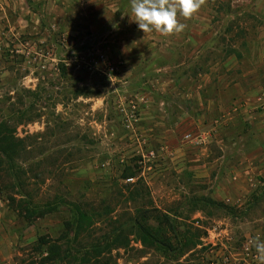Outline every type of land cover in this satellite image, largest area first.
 Segmentation results:
<instances>
[{"label":"rangeland","instance_id":"obj_1","mask_svg":"<svg viewBox=\"0 0 264 264\" xmlns=\"http://www.w3.org/2000/svg\"><path fill=\"white\" fill-rule=\"evenodd\" d=\"M130 16L131 0H0V119L27 110L29 121L9 119L26 138L24 189L91 207L81 241L154 209L160 242L126 225V244L86 264H261L264 0H202L171 35ZM1 178L0 264H47L34 243L62 234L69 213L26 223ZM74 256L55 264H81Z\"/></svg>","mask_w":264,"mask_h":264},{"label":"trees","instance_id":"obj_2","mask_svg":"<svg viewBox=\"0 0 264 264\" xmlns=\"http://www.w3.org/2000/svg\"><path fill=\"white\" fill-rule=\"evenodd\" d=\"M26 111L25 109L14 110L13 108L8 111V116H3L0 119V176L2 180L6 178L8 184L12 188H15L14 193L11 195L8 194L7 197L4 198L7 202V206L17 212L26 223L31 224L37 219H42L61 211L69 213V218H61L64 227L62 234L58 235L56 238H50L48 235L41 236L38 241L34 243L36 244V248L44 247V251L47 252V255L41 258L42 263L55 264L56 262L65 261L67 258H69L70 262H76L77 256L74 255L82 253L80 262L81 264L82 262L86 264L90 261V257H97L104 251L112 250L120 244H126L128 239L125 230L126 225H129L133 229L134 234L143 244H155V242L161 241L157 238V233L153 227L147 223V218L150 215L149 213L153 212L151 211L154 210L153 208L142 211L144 214L143 221L137 217H131L128 222L119 224L112 232L106 233L102 237L91 240H87L86 238V240L83 239L81 241L80 235L87 231L94 223L93 215L90 212L92 209L91 207L85 205L87 209H84L79 203L73 200H66V197L64 198L58 195L44 202H37L32 196H29L28 191L24 189V180L23 182L21 181L22 177L27 174V170L22 163V155L27 146L26 138L17 137V123H9V119L13 114L18 116V121L26 118ZM26 120L29 121L30 119L26 118ZM135 176V172H129L126 178H133ZM100 215L99 213V217ZM121 238L125 240L124 244L119 243ZM65 239L67 240L64 241ZM179 243L180 244L174 248L168 243L167 251L182 250L184 245L181 244L180 239ZM63 244L65 247H63Z\"/></svg>","mask_w":264,"mask_h":264},{"label":"clouds","instance_id":"obj_3","mask_svg":"<svg viewBox=\"0 0 264 264\" xmlns=\"http://www.w3.org/2000/svg\"><path fill=\"white\" fill-rule=\"evenodd\" d=\"M201 4L202 0H131L130 17L144 34L157 31L171 35L182 32L186 27L178 22V15L190 18ZM254 246L258 259L264 264V241L257 239Z\"/></svg>","mask_w":264,"mask_h":264},{"label":"built area","instance_id":"obj_4","mask_svg":"<svg viewBox=\"0 0 264 264\" xmlns=\"http://www.w3.org/2000/svg\"><path fill=\"white\" fill-rule=\"evenodd\" d=\"M78 62L83 64L88 70L96 71L100 74L108 76L110 79L115 73V66L110 61H104L105 63L92 64L91 61H87L84 56L78 57Z\"/></svg>","mask_w":264,"mask_h":264},{"label":"crops","instance_id":"obj_5","mask_svg":"<svg viewBox=\"0 0 264 264\" xmlns=\"http://www.w3.org/2000/svg\"><path fill=\"white\" fill-rule=\"evenodd\" d=\"M261 56V55H260Z\"/></svg>","mask_w":264,"mask_h":264}]
</instances>
